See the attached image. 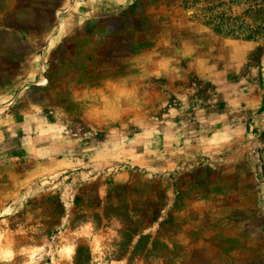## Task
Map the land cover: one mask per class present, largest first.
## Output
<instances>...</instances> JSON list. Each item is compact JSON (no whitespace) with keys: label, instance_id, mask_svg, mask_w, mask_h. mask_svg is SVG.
Segmentation results:
<instances>
[{"label":"rangeland","instance_id":"1","mask_svg":"<svg viewBox=\"0 0 264 264\" xmlns=\"http://www.w3.org/2000/svg\"><path fill=\"white\" fill-rule=\"evenodd\" d=\"M73 1L0 0V264H264V0Z\"/></svg>","mask_w":264,"mask_h":264},{"label":"crops","instance_id":"2","mask_svg":"<svg viewBox=\"0 0 264 264\" xmlns=\"http://www.w3.org/2000/svg\"><path fill=\"white\" fill-rule=\"evenodd\" d=\"M79 0H75L74 4H72V6L74 5L73 8H71V10L67 11L65 14H62V16H58V29L56 31V33L52 34L53 36L49 39V48L51 47L52 50H54L53 45L60 42V39L62 38L61 36H63L65 34L66 31L70 30L69 34H77V32L82 29L83 25H84V20L89 19V18H95L96 16L99 17L100 16V11H92L91 13L85 14L84 12L80 11V7L75 8V6H77ZM46 7L45 8H49L52 7V4H47L46 3ZM68 20H70V22L68 23ZM70 28H65V27H69ZM57 36V38H56ZM47 46V50L49 49Z\"/></svg>","mask_w":264,"mask_h":264}]
</instances>
